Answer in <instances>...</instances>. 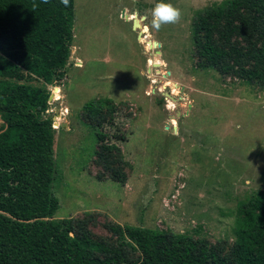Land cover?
Listing matches in <instances>:
<instances>
[{
	"label": "rangeland",
	"instance_id": "374dc122",
	"mask_svg": "<svg viewBox=\"0 0 264 264\" xmlns=\"http://www.w3.org/2000/svg\"><path fill=\"white\" fill-rule=\"evenodd\" d=\"M225 1L163 0L182 16L157 31L161 0H75L70 66L49 111L56 219L88 220L93 238L110 243L109 226H130L234 245L239 206L264 192V87L200 66L195 15ZM99 100L114 114L85 110ZM102 145L115 147L111 169Z\"/></svg>",
	"mask_w": 264,
	"mask_h": 264
},
{
	"label": "trees",
	"instance_id": "16d2710c",
	"mask_svg": "<svg viewBox=\"0 0 264 264\" xmlns=\"http://www.w3.org/2000/svg\"><path fill=\"white\" fill-rule=\"evenodd\" d=\"M74 24L75 0L68 7L61 0H0V264H264L261 191L239 206L230 247L130 226H109L116 238L110 243L93 238L88 220L56 219L58 129L49 98L70 66ZM192 40L201 67L264 87V0H227L197 12ZM106 105L114 114L103 100L85 110L102 117ZM97 137L107 142V135ZM114 148L99 151L108 169Z\"/></svg>",
	"mask_w": 264,
	"mask_h": 264
},
{
	"label": "clouds",
	"instance_id": "9594fccd",
	"mask_svg": "<svg viewBox=\"0 0 264 264\" xmlns=\"http://www.w3.org/2000/svg\"><path fill=\"white\" fill-rule=\"evenodd\" d=\"M61 3L65 7L69 6V0H61ZM181 16L182 12L179 8L161 0L152 11V27L159 31L163 25L178 23Z\"/></svg>",
	"mask_w": 264,
	"mask_h": 264
},
{
	"label": "water",
	"instance_id": "95a60500",
	"mask_svg": "<svg viewBox=\"0 0 264 264\" xmlns=\"http://www.w3.org/2000/svg\"><path fill=\"white\" fill-rule=\"evenodd\" d=\"M123 16H125V14H123ZM144 19H145V18H144ZM138 28H140V25L138 24L137 20H135V21H134V30H136V29H138ZM141 34H142V33H140V36H141ZM139 39H142V38L139 37ZM57 89H58V88L56 87L55 90H57ZM54 96H55L54 93H52L51 96H50V98H49V101H50V102H52V101L54 100ZM167 96L170 97V99L174 100V98H173L171 95L167 94Z\"/></svg>",
	"mask_w": 264,
	"mask_h": 264
},
{
	"label": "bare ground",
	"instance_id": "6f19581e",
	"mask_svg": "<svg viewBox=\"0 0 264 264\" xmlns=\"http://www.w3.org/2000/svg\"><path fill=\"white\" fill-rule=\"evenodd\" d=\"M138 16V15H137ZM136 20V19H135ZM137 22H138V24L140 25V22L137 20ZM140 28H141V25H140ZM142 34H141V36H140V34H139V37L140 38H142L143 37V32H141ZM155 80V79H154ZM60 89H58V93H60ZM173 104V103H172ZM169 108H170V110H173V105H171V106H169ZM175 121V120H174ZM166 129L167 130H170V127L169 126H166ZM175 131H176V128H175V130L173 131V133H175Z\"/></svg>",
	"mask_w": 264,
	"mask_h": 264
},
{
	"label": "crops",
	"instance_id": "0c3cea01",
	"mask_svg": "<svg viewBox=\"0 0 264 264\" xmlns=\"http://www.w3.org/2000/svg\"><path fill=\"white\" fill-rule=\"evenodd\" d=\"M171 128V127H170Z\"/></svg>",
	"mask_w": 264,
	"mask_h": 264
}]
</instances>
